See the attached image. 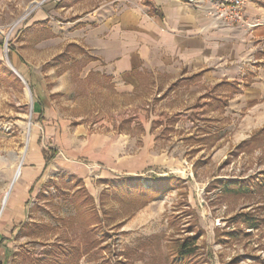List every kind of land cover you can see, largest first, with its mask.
<instances>
[{
	"label": "rangeland",
	"instance_id": "374dc122",
	"mask_svg": "<svg viewBox=\"0 0 264 264\" xmlns=\"http://www.w3.org/2000/svg\"><path fill=\"white\" fill-rule=\"evenodd\" d=\"M101 1L0 0V207L30 134L43 121L31 75L48 80L51 68L57 74L82 72L80 48L53 58L45 49L53 46L49 40L62 44L69 33L63 28L75 23L77 29ZM37 11L48 13L59 33L50 31L47 21L34 22ZM39 43L45 44L43 52L36 49ZM12 55L30 76L14 66ZM240 78L217 88L183 80L157 96L145 88L133 97H117L110 89L104 95L90 92L72 80L73 92L59 102L76 105L63 107L68 121L69 116L115 121L125 116L120 108L136 99L141 117H156L149 123L156 163L132 180L109 176L86 187L54 157L47 181L27 202L26 218L0 245V263L168 264L171 242L191 237L193 264H264V67L250 68ZM41 146L47 157L56 151L43 133ZM170 176L180 181L160 199L131 196ZM99 183H107V191ZM140 210L139 229L124 230L123 221ZM245 217L257 227L251 229Z\"/></svg>",
	"mask_w": 264,
	"mask_h": 264
},
{
	"label": "crops",
	"instance_id": "0c3cea01",
	"mask_svg": "<svg viewBox=\"0 0 264 264\" xmlns=\"http://www.w3.org/2000/svg\"><path fill=\"white\" fill-rule=\"evenodd\" d=\"M243 10L246 24L232 26L206 16L186 0H103L78 21L77 29L75 23L63 28L69 33L64 34L62 44L49 40L55 47L45 49L47 56L58 57L78 47L83 68L76 76L68 69L57 74L51 68L45 76L48 80L31 75L37 114L43 121L36 122L27 154L19 162V177L11 180L3 196L0 245L5 246L20 227L28 200L48 179L42 133L52 139L55 162L82 179L86 187L109 176L131 179L156 163L152 156L155 135L149 125L156 117L151 113L149 121L141 117L136 99L120 108L125 116L117 120L115 116V121L103 116L92 122L69 116L68 121L63 107L76 105L59 102L73 92L72 80L82 81L90 92L104 95L110 89L117 97H133L145 88L155 89L157 96L183 80L216 88L225 82L240 83L245 71L264 67V0H248ZM47 14L37 11L33 21H47L50 31L59 33ZM43 45L35 46L43 52ZM11 62L28 75L18 56L12 55ZM99 184L107 191V183ZM141 210L123 221L124 230L139 229L138 219L144 217Z\"/></svg>",
	"mask_w": 264,
	"mask_h": 264
},
{
	"label": "trees",
	"instance_id": "16d2710c",
	"mask_svg": "<svg viewBox=\"0 0 264 264\" xmlns=\"http://www.w3.org/2000/svg\"><path fill=\"white\" fill-rule=\"evenodd\" d=\"M55 152L47 157V153L44 152V160L45 163H49V161L53 158ZM178 180L175 177H169L168 180H163L160 182H157L154 184L153 187L150 188H139L136 193L131 195L132 197H135L136 199H140L141 197L145 196L148 198H156L159 194H163L167 189L171 188V184L174 182H178ZM226 188V187H225ZM155 189V190H154ZM156 192L157 194L153 195V192ZM153 195V196H152ZM244 223H248V226H250L251 229H255L256 222H253L252 220H249L250 218L245 217ZM194 239L191 237L186 238L183 241L175 240L171 242V245L168 247L169 255L166 260L168 264H193V254L195 250L190 249L189 247L192 246ZM180 242V243H179Z\"/></svg>",
	"mask_w": 264,
	"mask_h": 264
},
{
	"label": "built area",
	"instance_id": "2783aa9c",
	"mask_svg": "<svg viewBox=\"0 0 264 264\" xmlns=\"http://www.w3.org/2000/svg\"><path fill=\"white\" fill-rule=\"evenodd\" d=\"M188 4L225 25L246 24L244 7L248 0H186ZM247 27L251 25L247 24Z\"/></svg>",
	"mask_w": 264,
	"mask_h": 264
},
{
	"label": "bare ground",
	"instance_id": "6f19581e",
	"mask_svg": "<svg viewBox=\"0 0 264 264\" xmlns=\"http://www.w3.org/2000/svg\"><path fill=\"white\" fill-rule=\"evenodd\" d=\"M39 6V5H38ZM26 92V95H27V98H29V93H28V91H25ZM27 141H28V139H27ZM24 154V153H23ZM19 172H20V168L19 169H16L15 170V172H14V175H13V180L15 179V178H17V176L19 175ZM184 173V172H183Z\"/></svg>",
	"mask_w": 264,
	"mask_h": 264
},
{
	"label": "water",
	"instance_id": "95a60500",
	"mask_svg": "<svg viewBox=\"0 0 264 264\" xmlns=\"http://www.w3.org/2000/svg\"><path fill=\"white\" fill-rule=\"evenodd\" d=\"M12 68V67H11ZM12 70H13V73L15 74V75H17V77H20L19 75H18V73L12 68ZM21 78V77H20ZM5 202V201H4Z\"/></svg>",
	"mask_w": 264,
	"mask_h": 264
}]
</instances>
